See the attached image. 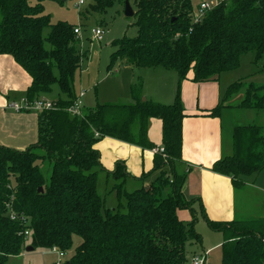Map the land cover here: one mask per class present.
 I'll return each instance as SVG.
<instances>
[{
  "label": "trees",
  "instance_id": "16d2710c",
  "mask_svg": "<svg viewBox=\"0 0 264 264\" xmlns=\"http://www.w3.org/2000/svg\"><path fill=\"white\" fill-rule=\"evenodd\" d=\"M44 1L64 2L0 0V55H10L30 76L24 98L31 102L49 94L54 84L67 96L53 101L56 108L36 112L35 143L23 150L0 144V264L27 246L72 251L64 264H185L187 245L201 243L195 230L196 205L209 229L222 234L221 264H264V218L210 219L199 198L184 196L187 173L176 170L183 163L182 121L188 116L181 102V81L191 71L196 83L217 79L236 69L240 57L249 52L255 63L263 60L264 0L221 1L198 18L193 16V0H93L90 9L100 14L125 1L134 7L136 34L112 42L116 49L108 68L124 59V64L138 68L173 71L177 83L171 103L142 99L139 81L130 89L133 102L95 103L79 118L69 116L65 108L78 95L73 81L87 50L76 48L75 26L51 23ZM242 87L240 103L224 105ZM225 107L264 113V82H232L215 107L195 115L219 117ZM150 118L161 122L164 153L152 157V171L158 175L147 186L124 191V204L104 209L93 169L107 170L96 144L110 137L152 148L155 144L147 136ZM44 160L51 164L48 180L39 166ZM165 167L172 181L165 178ZM263 168L264 125L254 124L236 127L232 153L212 164L214 172L230 178L234 189L243 187L245 176ZM107 173L123 182L136 178L123 161H116ZM123 182L116 186L118 195ZM180 210H187L190 220L180 219ZM74 236L80 241L71 249Z\"/></svg>",
  "mask_w": 264,
  "mask_h": 264
},
{
  "label": "rangeland",
  "instance_id": "374dc122",
  "mask_svg": "<svg viewBox=\"0 0 264 264\" xmlns=\"http://www.w3.org/2000/svg\"><path fill=\"white\" fill-rule=\"evenodd\" d=\"M78 1L79 0H65L62 4L54 1H44L43 11L50 16L51 23L63 21L75 26V28L79 27L80 29V36L78 35V37L76 35L79 39L76 48H79L80 51L87 50V56L81 60L80 66L75 73L73 89L77 94H79L80 91L84 92L82 99L86 107L83 105L79 114H74L69 111V106L71 104L65 108V112L69 116L79 118L82 115V110L84 108L92 107L95 103L131 102L132 98L130 89L132 84L138 83L141 77H145L152 68H146L143 71L144 73H142V76L140 74L142 71H140L141 69H138V67H125L123 63L124 59L117 60L111 68H108L110 54L116 49V47L112 45V42L123 36L133 37L136 34L137 29L134 25L135 17L125 16L124 6L120 3L114 4L112 7L108 8L106 12L100 14L90 9L93 0H82V4H78ZM200 1L201 0H193V5L195 7L193 16L196 14L197 6ZM96 27L105 32L101 41L92 39L91 30ZM47 33L48 28L43 30V36L45 37ZM45 46L48 48L47 43H45ZM218 78H221V80L218 81L223 84H230L239 80L246 84L249 82L261 84L264 82V59L255 63L252 52L243 54L240 57L239 66L236 69L223 73ZM51 88L52 91L49 94H42L37 99L53 102L67 98L66 94L60 92L57 84L52 85ZM224 90L225 88L223 91ZM137 91L139 92V87L137 88ZM244 92L245 88L242 87L237 93L228 97L230 103L224 105H237L240 103ZM54 108H56V104ZM30 112L32 114L36 113L34 110ZM218 118H220L222 122L223 148L228 154L232 153V134L236 127L252 124L264 125V113L251 109L225 107L221 109ZM153 148H162V153H164V148L162 146L157 147L155 145L148 149L152 150ZM39 166L45 180H48L51 170L50 162L44 160L39 163ZM93 170H96L98 173L96 188L97 193L104 200V209L116 208L118 203L124 204V191L130 192L141 186H147L151 184L158 175V171H152L151 169L148 172H142L140 174V176L143 174L145 175L142 179L138 176L136 178L127 177L123 182L122 178L115 179L112 175L107 173V171H102L98 166ZM164 170L166 172L165 178L172 181L173 178L171 177L169 169L165 167ZM176 170L180 173L187 172V166L182 163L176 166ZM244 180L250 181L255 186H260L264 189V168L254 174L245 176ZM121 182H123V185L121 193L118 195L116 186ZM235 190L237 191V211L241 216V219H250L253 218L252 216L254 214L264 213V210L262 211L257 208L260 207V202L264 201V194H262L261 197L254 189H252V187H247L245 183L242 188ZM195 207L197 217L195 230L201 235V243L197 245H187L185 264H192V259L196 255L199 257L200 255L205 257L204 264H221L220 245L215 247H213V245L222 241V234L209 229L200 216L198 206L196 205ZM121 211L124 212L125 208H122ZM198 217L200 218L198 219ZM25 235L27 236L28 232ZM79 241L80 238L74 236L71 249H73ZM27 242L28 241H26V243ZM25 248L19 255L8 257L5 264H64L69 259L70 253L72 252L68 250L66 252L59 251L60 253H53L49 252L51 249L42 248L25 251Z\"/></svg>",
  "mask_w": 264,
  "mask_h": 264
},
{
  "label": "crops",
  "instance_id": "0c3cea01",
  "mask_svg": "<svg viewBox=\"0 0 264 264\" xmlns=\"http://www.w3.org/2000/svg\"><path fill=\"white\" fill-rule=\"evenodd\" d=\"M124 66L132 67L126 64ZM138 69H141L140 74L143 76L146 68ZM191 78L192 71L189 72L188 78L180 83L181 102L188 114L182 121L181 157L183 164L187 166L183 194L186 198H199L207 216L212 220L241 219L237 211V191L232 187L230 178L212 170V164L228 154L223 148L222 122L218 117L195 115L200 110L215 107L221 100L223 89L229 83L219 82L221 78L196 83ZM139 81L142 99L165 104L172 102L177 83L176 73L156 67ZM30 83V76L10 55H0V144L17 150H23L36 142L37 114L15 112L8 108L7 104L23 98ZM226 103L230 101L227 99L224 104ZM83 105L86 107L84 101ZM147 136L157 147L162 146L159 119H149ZM95 147L100 152L101 163L107 171H112L116 161H123L127 171L135 177L153 168V152L149 149L110 137H104ZM245 185L252 187L261 197L264 194L262 187L255 186L250 181L245 180ZM257 208L263 211L264 201L260 202V207ZM178 216L188 221L191 215L187 210H180ZM252 217L264 218V213H257ZM220 243L221 241L213 247L219 246Z\"/></svg>",
  "mask_w": 264,
  "mask_h": 264
},
{
  "label": "built area",
  "instance_id": "2783aa9c",
  "mask_svg": "<svg viewBox=\"0 0 264 264\" xmlns=\"http://www.w3.org/2000/svg\"><path fill=\"white\" fill-rule=\"evenodd\" d=\"M221 1H228V0H204L201 1L197 7V11L195 14V17H201L206 11L210 10L212 7L216 6ZM83 1L79 0L78 4H82ZM75 35L80 36V29L79 27L74 28L73 30ZM92 33V39H95L97 41H101L103 39V35L105 34L104 30L100 28H94L91 30ZM78 36V37H79ZM84 93L80 92L77 97L75 98L74 102L69 106V111L74 114H79V111L81 112V108L83 107V97ZM8 107L16 112H22V111H41V110H48L55 107V104L53 102L35 99L31 102L27 101L25 98H21L18 101H12L8 104ZM153 153H162V148H153L151 150ZM27 234V232H25ZM49 252L57 253L59 252L57 248L53 247ZM60 253V252H59ZM205 263V257L200 255L194 256L192 259V264H204ZM59 264V263H55Z\"/></svg>",
  "mask_w": 264,
  "mask_h": 264
},
{
  "label": "water",
  "instance_id": "95a60500",
  "mask_svg": "<svg viewBox=\"0 0 264 264\" xmlns=\"http://www.w3.org/2000/svg\"><path fill=\"white\" fill-rule=\"evenodd\" d=\"M124 15L128 16V17L133 16V10L127 1H125V3H124ZM39 190H41V189H39ZM31 250H33V247H31V246H28L25 248V251H31Z\"/></svg>",
  "mask_w": 264,
  "mask_h": 264
}]
</instances>
